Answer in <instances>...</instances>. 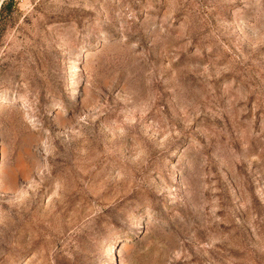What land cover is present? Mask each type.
<instances>
[{
    "label": "rangeland",
    "instance_id": "obj_1",
    "mask_svg": "<svg viewBox=\"0 0 264 264\" xmlns=\"http://www.w3.org/2000/svg\"><path fill=\"white\" fill-rule=\"evenodd\" d=\"M0 264H264V0L0 8Z\"/></svg>",
    "mask_w": 264,
    "mask_h": 264
},
{
    "label": "trees",
    "instance_id": "obj_2",
    "mask_svg": "<svg viewBox=\"0 0 264 264\" xmlns=\"http://www.w3.org/2000/svg\"><path fill=\"white\" fill-rule=\"evenodd\" d=\"M9 1H10V0H9ZM9 1H8V2H6V4H5L4 6H3V5H1V6H0V8H3V9H4V8H6V7L8 6V4H9Z\"/></svg>",
    "mask_w": 264,
    "mask_h": 264
}]
</instances>
